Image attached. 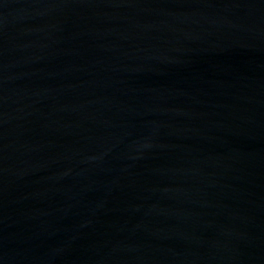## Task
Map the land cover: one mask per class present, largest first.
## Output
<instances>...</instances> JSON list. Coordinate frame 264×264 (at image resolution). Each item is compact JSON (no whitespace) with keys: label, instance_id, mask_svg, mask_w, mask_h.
<instances>
[{"label":"water","instance_id":"95a60500","mask_svg":"<svg viewBox=\"0 0 264 264\" xmlns=\"http://www.w3.org/2000/svg\"><path fill=\"white\" fill-rule=\"evenodd\" d=\"M0 264H264V0H0Z\"/></svg>","mask_w":264,"mask_h":264}]
</instances>
